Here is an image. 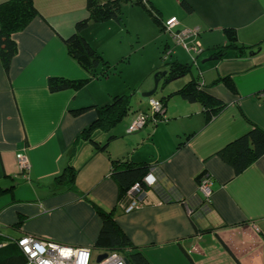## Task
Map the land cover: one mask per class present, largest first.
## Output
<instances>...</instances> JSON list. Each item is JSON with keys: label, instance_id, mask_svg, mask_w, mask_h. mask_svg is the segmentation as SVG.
I'll return each mask as SVG.
<instances>
[{"label": "crops", "instance_id": "1", "mask_svg": "<svg viewBox=\"0 0 264 264\" xmlns=\"http://www.w3.org/2000/svg\"><path fill=\"white\" fill-rule=\"evenodd\" d=\"M135 1L121 3L120 22H90L82 35L112 69L130 62L124 57L125 36L157 41L159 48L142 68L141 80L137 74L123 76L118 67L113 75L99 71L91 76L68 54L62 38L87 15L86 0H34L38 14L11 34L16 52L7 72L0 61V238L7 242L28 234L91 247L92 254L99 255L105 252L94 246L101 228L100 209L111 214L149 264H264V155L239 174L217 155L253 127L264 131V0H143L161 21L176 17L179 28L200 29L195 73L164 85L160 79L162 88L155 98L194 80L224 107L206 121L200 102L172 95L165 99V120L126 133L131 114L148 108V99L137 92L152 89L146 77L157 69L156 51L160 57L162 47L170 46ZM227 30L237 47L206 60L228 42ZM181 50L173 48L171 57L190 64ZM50 78L85 83L50 91ZM116 95L129 97L127 112L113 126L100 128L96 107ZM81 108L86 110L71 113ZM89 134L106 149H99ZM17 153L29 159L25 172L17 168ZM116 159L157 167L185 198L197 194L196 178L208 173L212 179L208 210L193 221L183 204L158 203L151 191L147 205L125 212L127 194L119 195L111 176V160ZM70 171L74 188L56 179Z\"/></svg>", "mask_w": 264, "mask_h": 264}, {"label": "trees", "instance_id": "2", "mask_svg": "<svg viewBox=\"0 0 264 264\" xmlns=\"http://www.w3.org/2000/svg\"><path fill=\"white\" fill-rule=\"evenodd\" d=\"M124 1L127 0H106L104 2H100L99 0H86L87 15L75 22L73 32L70 35L62 38L68 54L91 76L97 75L99 71H101V74L108 75L111 70L102 54L93 48L84 38L82 31L90 22H102L109 19L120 22L122 20L121 3ZM135 2L144 9L161 32L162 22L153 7L147 5L143 0H136ZM181 4L184 8L190 9L185 2L182 1ZM37 14L38 11L34 6V0H6L0 3V61L5 72L8 71L10 61L16 52V45L11 39V34L22 30ZM227 34L228 42L224 45L217 46L213 55L220 56L225 49L233 46L237 47L235 39L231 35L232 31L227 30ZM165 47H162L161 55ZM171 48L173 49V47ZM160 58L164 65L167 66V72L161 78L162 85L182 78L190 71V64L188 63H182L175 59L167 62L168 59H163L162 56ZM222 81L232 88L228 78H223ZM84 83V81L50 78L48 80V87L50 91H57L66 88H78L84 85ZM203 90V86L199 82L196 83L194 80H190L176 91L156 99L162 103L163 109L165 107V99L172 95H179L188 102L198 101L204 109L207 121L224 107V103ZM128 105L129 97L127 95L114 96L112 102L96 107L98 113L96 123L103 129L113 126L127 112ZM85 110V108L76 109L72 110L71 113L73 115H79ZM161 116L163 117L164 114L160 115V118ZM92 126L84 130L82 137H86L83 134L88 133ZM87 138H91L90 134ZM91 139L90 141L99 145V149H106V144L100 145L94 139ZM217 155L232 167L235 174L241 173L254 160L264 155V131L258 127H253L245 135L223 147L218 151ZM111 162V176L118 185L120 196H123L135 182L141 183L149 168L144 163H135L129 160L122 161L121 159H116L111 160ZM156 175L158 176V180L154 190L157 196L162 199L163 203L181 202L182 198L185 199L186 206L193 212L191 215H188L193 221L196 216L202 215L208 210L209 206L203 201L199 192L191 198H185L158 172H156ZM200 175L196 178V181H198ZM56 179H64L70 188H74V173L72 171L62 173ZM97 213L101 219V228L94 243L96 248L118 252L124 257L127 264H149L140 252L131 246L130 241L120 231L111 214L100 209H97ZM0 244H3L0 246V264H26V259L15 242H3L0 238Z\"/></svg>", "mask_w": 264, "mask_h": 264}, {"label": "built area", "instance_id": "3", "mask_svg": "<svg viewBox=\"0 0 264 264\" xmlns=\"http://www.w3.org/2000/svg\"><path fill=\"white\" fill-rule=\"evenodd\" d=\"M162 22V31L171 38L175 45L182 47L194 61L199 55L201 49L196 40L200 29L198 27L179 28V21L176 17H170ZM173 49L166 45L162 52L163 59H169ZM164 114L162 103L154 97L148 98V108L146 111H135L130 116V121L126 128V133H134L143 129L146 125H156L166 118L160 115ZM17 168L20 172L29 169L30 162L27 155L17 153L15 155ZM157 167L150 166L143 177L141 183L135 182L127 191L128 202L124 207L125 212H130L147 205L149 201V192H154L158 203H163L154 190L158 176ZM197 190L203 201L209 204L212 197V179L208 173H202L197 181ZM186 207V212L191 215L193 212L185 204V199L181 202ZM20 249V252L26 259V264H127L124 257L116 251H105L106 254L99 262L92 261L91 247H72L62 245L53 241H47L38 237L24 234L16 240H12ZM3 244H0L2 246ZM102 254V253H101Z\"/></svg>", "mask_w": 264, "mask_h": 264}, {"label": "rangeland", "instance_id": "4", "mask_svg": "<svg viewBox=\"0 0 264 264\" xmlns=\"http://www.w3.org/2000/svg\"><path fill=\"white\" fill-rule=\"evenodd\" d=\"M123 17V16H122ZM159 31V30H158ZM140 32L141 33H143V31H142V29H140ZM146 33V32H145ZM159 33V32H158ZM165 34V33H164ZM165 36H166V39L170 42V46L171 47H173V48H175V47H178V49L179 50H183V51H185L183 48H181L180 46H178V45H175L173 42H172V40H171V38L168 36V34H165ZM140 38H142V39H139V40H137L136 38H134L133 36H125V38L123 39V43H124V52L126 53L125 55H124V57H125V61H128V59L130 58V62H129V64L128 63H126V64H128V66H126V67H123L122 69H123V76H135L136 74V76H138L139 75V77H138V79L137 80H139L140 79V73L142 72V68H144V65L146 64V61H148L149 60V58L152 56V55H155V47H156V50H157V47L159 48V46H157V41L155 42V43H150V42H148V40H146V39H144L143 37H142V35L140 36ZM158 44H159V42H158ZM181 50V51H182ZM186 54L189 56V60H190V71H189V73H187L188 75L190 74V72H193V73H195V70H196V68H195V66H194V64H193V60H192V58L190 57V55L186 52ZM186 55V57L188 58V56ZM160 56H162L161 55V52H160ZM155 57H157V61H158V64H157V69L154 71V72H152L150 75H148L146 78H147V80H148V83H150L151 82V86L153 87V85H154V81H155V77H154V75H155V73L156 72H161V71H165L166 70V65H164V63H163V61H162V59H160V57H159V55L157 54V51H156V56ZM199 58V57H198ZM175 59V55H172V57H170V59H168V61L167 62H169L170 60H174ZM201 60L202 59H200L199 58V63L201 64ZM120 62H118L117 64H119ZM124 66V65H123ZM118 66L116 65L115 66V70H117L116 68H117ZM120 68L118 67V70H119ZM122 69H120V70H122ZM110 73H109V75H113L114 74V69H112V68H110ZM186 74V75H187ZM194 77H195V75H194ZM134 78V77H133ZM136 78V77H135ZM178 79H182V78H178ZM141 80V79H140ZM177 81V80H176ZM139 82H141V81H139ZM161 82V81H160ZM151 87V88H152ZM160 88L158 87V90H157V92L153 95V97H158L159 95H160ZM138 93V95L141 97V91H138L137 92ZM143 100H146V99H148V97H141ZM98 255L97 254V251H96V253H93L92 254V261H95L96 260V256Z\"/></svg>", "mask_w": 264, "mask_h": 264}, {"label": "water", "instance_id": "5", "mask_svg": "<svg viewBox=\"0 0 264 264\" xmlns=\"http://www.w3.org/2000/svg\"><path fill=\"white\" fill-rule=\"evenodd\" d=\"M219 58L218 55H215L213 57L207 58L206 60H210V59H217ZM167 70L165 71H161V72H156L154 77L156 78L154 81V85L152 87V89H150L149 91L146 92H142L141 93V97H153V95L157 92L158 87L161 89L162 85H159L160 79L162 78V76H164L166 74ZM106 256L105 253L99 254L96 257V262H99L102 258H104Z\"/></svg>", "mask_w": 264, "mask_h": 264}]
</instances>
